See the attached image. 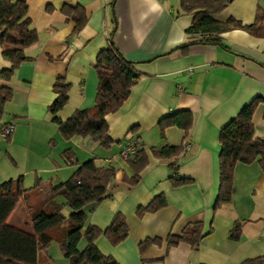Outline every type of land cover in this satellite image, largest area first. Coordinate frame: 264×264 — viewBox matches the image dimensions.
<instances>
[{
    "label": "crops",
    "instance_id": "crops-1",
    "mask_svg": "<svg viewBox=\"0 0 264 264\" xmlns=\"http://www.w3.org/2000/svg\"><path fill=\"white\" fill-rule=\"evenodd\" d=\"M24 1L37 40L23 47L28 59L19 63L10 79H0V86L12 88L0 124L14 122L11 134L0 138L4 143L0 144V160L4 156L9 162L0 168V183L20 177L22 187L28 190L5 221L31 231L29 211L52 210L62 203L60 212L65 219L48 231L61 230L70 220L79 223L83 214L82 225L76 229L80 234L76 249L81 250L86 225L104 228L119 212L128 225L126 237L115 245L102 234L94 239L98 250L118 264H238L264 254V170L255 160L234 164L230 200L213 209L219 183V129L255 96L261 100L251 121L254 135L264 139V38L233 28L219 34L223 46L195 42L182 53L173 48L200 33L186 32L192 15L180 12L179 0ZM64 5L83 9L86 21L78 30L74 31L75 21L61 10ZM257 7L264 9V0H229L213 16L218 20L234 16L248 23ZM111 30L113 43L134 61L139 76L119 108L105 115L113 142L104 148L90 137L63 138L47 106L57 96L52 89L57 77L69 83L67 101L56 112L59 118L93 105L97 84L93 63L107 46ZM7 64L0 51V68ZM184 109L192 115L187 134L175 125L161 132L158 120ZM129 138L146 154L135 184L122 178L132 170L118 156ZM164 145H181L182 149L170 157L152 153L151 147ZM89 158L97 165L115 168L106 195L99 202L67 204L57 188ZM173 168L176 177H189L190 181L172 185L168 177ZM160 192L165 204L138 215V207ZM85 195L90 197L87 189ZM236 221L239 234L232 238L229 233ZM192 222L210 229L196 248L184 241L166 245L168 233L180 235ZM145 238L159 241L140 251L138 244ZM54 255L67 260L54 238L36 253L43 263L55 264Z\"/></svg>",
    "mask_w": 264,
    "mask_h": 264
},
{
    "label": "trees",
    "instance_id": "trees-1",
    "mask_svg": "<svg viewBox=\"0 0 264 264\" xmlns=\"http://www.w3.org/2000/svg\"><path fill=\"white\" fill-rule=\"evenodd\" d=\"M229 0H179L180 12L190 13L192 21L186 28V32L200 33L196 39L183 42L173 49H179L185 53L188 46L195 42L221 44L220 33L229 29L239 28L247 33L264 38V9L257 7L251 22L245 23L234 16H228L224 20L216 19L213 14L221 10ZM61 10L75 21L74 31L78 30L86 21V15L79 6L69 7L64 5ZM27 5L24 0H0V51L8 64L0 68V79L9 80L14 69L23 60L28 59L23 47L37 40V32L31 26L27 16ZM113 30V28H112ZM108 36L107 46L101 49L94 60V68L97 73L96 93L93 105L85 108H77L65 119H61L56 112L67 101L69 83L62 77H57L52 89L57 93L54 100L47 106L52 114L51 120L57 125L63 138L73 135L90 137L99 145L108 148L113 142L105 115L116 111L127 97L131 85L138 78L139 72L134 68V61L128 60L116 47ZM223 46V45H222ZM12 88L8 85L0 86V117L4 103L10 99ZM261 100L255 96L244 105L224 126L219 129L218 141V170L219 183L217 194L213 202V209L222 202L230 200L232 187V173L237 161L250 163L256 161L264 170V139L254 135V127L251 121L252 112ZM264 115V114H263ZM192 123L190 110L184 109L171 112L158 120L161 130L169 125H175L183 129L187 134ZM181 145H164L159 148L151 147V151L158 157H170L178 154ZM132 170L130 176L122 178L129 184H135L139 180V171L146 164V154L141 147H137L131 158L126 160ZM171 164V163H170ZM172 165V164H171ZM175 169L168 177L172 185H180L190 181L189 177H176ZM115 168L111 165H97L93 158H89L76 166L72 174L66 178L57 188L67 204L74 201H101L107 192V184L114 177ZM85 189L90 192L86 198ZM28 189L21 185V178L9 179L0 183V264H53L50 261L43 263L38 261L36 253L45 250L50 239L58 242L61 252L67 257L68 264H118L111 255L102 254L94 244V239L102 234L115 245L123 240L128 233V225L124 216L115 213L108 225L99 228L94 224H87L82 236L85 245L81 250L76 246L80 234L76 229L82 225L84 215L80 216V222L71 220L68 226L56 232L48 229L57 227L65 219L60 212L62 203L56 205V209L29 211L32 224L31 231H25L8 224L5 219L13 209L17 200ZM165 204L163 193H157L145 206L137 209V214L144 211H153ZM78 213L79 211H75ZM210 229H204L201 222H192L184 226L180 235L168 233L165 238L166 245L171 246L179 241L190 244L196 248L199 241ZM239 234V222H235L229 236L237 238ZM158 238H145L138 244L143 251L150 243L158 242ZM238 264H264V254L243 259Z\"/></svg>",
    "mask_w": 264,
    "mask_h": 264
},
{
    "label": "built area",
    "instance_id": "built-area-1",
    "mask_svg": "<svg viewBox=\"0 0 264 264\" xmlns=\"http://www.w3.org/2000/svg\"><path fill=\"white\" fill-rule=\"evenodd\" d=\"M14 129L13 120H9L5 123L0 124V138H6ZM185 148H188V143L184 144ZM137 148V143L134 138L127 139L120 147L118 156L123 160H128L132 157Z\"/></svg>",
    "mask_w": 264,
    "mask_h": 264
},
{
    "label": "rangeland",
    "instance_id": "rangeland-1",
    "mask_svg": "<svg viewBox=\"0 0 264 264\" xmlns=\"http://www.w3.org/2000/svg\"><path fill=\"white\" fill-rule=\"evenodd\" d=\"M0 144H1V146H2V144H4L3 142H1L0 141ZM2 155V154H1ZM1 162H0V168L2 167V165L5 163H9L8 162V160H7V158L6 157H4V156H2V158H1V160H0ZM125 161V160H124ZM57 248V247H56ZM58 249V248H57ZM53 260H54V263L55 264H68V262H67V260L63 257V256H60V255H58V256H56V255H54L53 256Z\"/></svg>",
    "mask_w": 264,
    "mask_h": 264
}]
</instances>
